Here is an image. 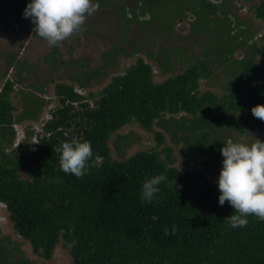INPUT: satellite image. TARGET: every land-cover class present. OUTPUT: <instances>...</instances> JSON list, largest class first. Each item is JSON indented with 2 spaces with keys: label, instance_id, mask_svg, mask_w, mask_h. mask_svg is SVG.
Returning a JSON list of instances; mask_svg holds the SVG:
<instances>
[{
  "label": "trees",
  "instance_id": "obj_1",
  "mask_svg": "<svg viewBox=\"0 0 264 264\" xmlns=\"http://www.w3.org/2000/svg\"><path fill=\"white\" fill-rule=\"evenodd\" d=\"M246 1L254 16L264 21V0L257 4ZM27 4V0H0V21L10 18L22 24L31 20L23 16ZM188 13L195 16L191 27L197 13L185 9L182 16ZM230 22L232 29L236 22ZM259 49L260 63L242 60L244 69L220 96L198 89L199 80L210 74L203 61L154 82L150 64L137 57L123 74L113 76L92 102L75 93L74 86L56 83L57 104L48 111L39 141L16 157L0 151V202L5 204L17 233L45 259L51 257L62 236L71 244V264H264V221L248 216L247 227H231L227 217L236 214L235 209L227 201L223 206L219 204L218 184L201 170L180 173L173 165L171 146L138 150L118 161L110 159L106 143L112 133L132 119L147 131L157 124L173 131V142L182 141L185 161L204 165L210 136H217L216 126L242 130L255 118L252 107L264 104V80L260 81L264 74V44ZM171 53L159 59L161 73L169 70ZM116 54L113 51V56ZM14 57L9 55L8 66ZM16 83L6 78L0 87V135L10 129V143L14 136V106L9 93ZM87 83L88 78L80 82ZM40 89L36 108L30 110L26 105L17 121L37 117L44 105V88ZM165 112H183L180 115L184 116L165 119ZM230 112L233 115H228ZM257 124L254 121L251 126ZM261 127L256 129H264ZM179 132L182 134L177 137ZM155 135L161 144L162 134ZM73 138L92 145V157L81 178L62 171L60 153L56 151L62 142ZM123 139L126 137L117 136L116 142L126 149L128 142L123 143ZM221 139L222 148L225 140ZM195 153L198 155L192 157ZM160 156L165 159L161 161ZM96 157L101 160L95 165L92 163ZM24 170L27 178L21 177ZM161 173L166 179L159 185L160 191L151 203L142 201V183ZM6 242L10 240L6 238ZM12 248L0 241V258L5 259L0 264H36L21 257L13 262Z\"/></svg>",
  "mask_w": 264,
  "mask_h": 264
},
{
  "label": "rangeland",
  "instance_id": "obj_2",
  "mask_svg": "<svg viewBox=\"0 0 264 264\" xmlns=\"http://www.w3.org/2000/svg\"><path fill=\"white\" fill-rule=\"evenodd\" d=\"M27 1L30 3V0ZM93 2L99 3V10L87 18L84 30L55 47L50 46L45 39L33 31L35 25L31 20H26L22 24H18L10 18L0 21V87L6 78H12L17 82L9 93V100L14 106L13 123H19L24 128V135L17 146L13 145L16 139V130L13 125H11L14 133L13 142H9L10 129L6 135H0V151L3 153L16 157L22 154V150L25 151L28 146L36 144L32 139L34 128L45 121L49 109L57 104L54 85L58 82L83 86L85 91L83 99L92 102L98 97L100 91L111 82L113 76L123 74L130 65L135 63L137 57H141L150 64L154 82H160L195 63L194 54L198 48L196 45L192 46L189 27H186L185 24L178 25V23H183V19H181L183 11L192 9L189 0H93ZM253 2L257 4L258 0H253ZM238 13L242 17L247 16V20L254 17L252 6L246 12L238 10ZM235 26L231 29L233 33L239 27L237 24ZM213 28V26L209 27L210 34L215 31ZM224 37L226 40L224 43L230 44L232 40H229L228 33L224 34ZM253 41L256 40L253 39L250 42L253 43ZM261 41H263L262 37L255 42L256 47L252 51L256 63L262 58V53L257 48ZM133 50L139 51V53L133 55L131 54ZM148 50L160 53L162 57L169 52L175 53L174 67L166 73H161L157 64L147 57ZM182 50L188 53L189 64H183ZM53 51L54 55H52ZM113 51L117 53L116 56H113ZM222 51L225 52V49L223 48ZM10 54L15 55V61L13 60V64L8 66L7 60ZM238 55L240 54H235V56L233 54L234 57ZM237 69L236 66L233 67L228 72V78L200 79L199 91L210 90L218 96L226 93L229 83L235 82L232 81L235 80L232 75L237 72ZM242 69H244L243 64L240 70ZM86 78H88L87 85L80 84ZM263 80L264 74L260 81ZM40 88H44L42 91L44 105L38 110L37 117L17 121L16 117L24 112L26 105L30 110L36 108L35 105L39 102L37 96L41 94ZM182 113L174 115L183 117L184 115H180ZM246 113L244 116H247ZM211 114L215 115V113ZM169 115L172 116L171 113H164L165 118ZM228 115H233V113L230 112ZM234 116L235 119H240L239 115L234 114ZM173 118L175 117L173 116ZM210 120L212 121L211 118ZM36 121L38 123H35ZM254 121H257L258 124L252 127ZM257 127L264 128V121L256 117L250 119L242 130L216 126L217 136H210L209 152L204 155L207 162L200 166L185 161L186 159L184 160L182 157L184 152H181V148L178 149V143L173 142L169 132H164L157 124L153 125L151 131H147L132 119L112 133L106 143L110 148V159L118 161L125 160L138 150H155L162 146L172 145L171 156L175 158L173 165L179 169L180 173L187 170L197 171V167H201V171H204L207 178L218 184V177L222 169L220 162L222 158L224 159L223 156L218 158L222 145L221 138L225 142L232 139L234 142L251 143L255 138L264 141V138L254 134ZM160 131L165 135H162V145L159 144V146L155 133ZM41 134H43L42 130L39 131L38 138L41 137ZM117 136L126 137L123 139V143L128 142L126 149L119 146L121 143L117 144ZM197 155L195 153L192 157ZM100 160V157H96L92 164H99ZM21 177L27 178L25 170L21 171ZM3 205L0 206V241L7 244L9 248L13 247L11 250L15 254L13 262L16 258L21 257L22 260L36 264H71L72 259L69 253L71 244L65 241L62 236L49 259L34 253L29 240L22 238L13 227L6 206ZM6 238L10 240V243L6 242ZM0 261H5L3 256Z\"/></svg>",
  "mask_w": 264,
  "mask_h": 264
},
{
  "label": "clouds",
  "instance_id": "obj_3",
  "mask_svg": "<svg viewBox=\"0 0 264 264\" xmlns=\"http://www.w3.org/2000/svg\"><path fill=\"white\" fill-rule=\"evenodd\" d=\"M99 10L93 0H30L23 16L35 25L33 31L50 46H59L63 41L84 30L89 16ZM257 119L264 121V104L251 109ZM220 149L222 169L218 177L219 204L227 201L236 214L227 217L231 227H247L248 216L264 221V141L234 142L228 139ZM56 151L60 153L59 164L63 172L77 178L83 177L87 162L92 157L89 141L73 138L62 142ZM159 159L163 161L164 156ZM166 179L163 173L146 178L141 186V200L151 203L160 191L159 185ZM176 231L173 226L172 232ZM165 234H169L165 229Z\"/></svg>",
  "mask_w": 264,
  "mask_h": 264
},
{
  "label": "crops",
  "instance_id": "obj_4",
  "mask_svg": "<svg viewBox=\"0 0 264 264\" xmlns=\"http://www.w3.org/2000/svg\"><path fill=\"white\" fill-rule=\"evenodd\" d=\"M189 1L191 2L192 10L196 11L197 13L196 21L194 22V24H192L191 27H189V33H190L189 37L190 39H192V46L196 45L198 48L197 49L198 51L196 52V54H194L195 63L192 65H198L202 61L208 65L210 74L208 75L207 78H203L206 80L207 79L210 80L216 77L228 78L229 76L228 72L233 67L236 66L238 68L236 70L237 72H235L234 75H232L235 79L239 75V72L241 71L240 70L241 61L249 60V59L254 60L252 56V51L254 50V47H256L255 42L259 40V38L257 39L255 37L259 32L262 31L264 32V21L256 18L255 16L253 18L252 17L249 18L248 20H247V16L242 17L238 13V10L234 5L233 0H224L219 5H212L207 0H189ZM230 20L235 21L236 24L239 26L238 30H236L235 33L231 31ZM210 26L214 27L213 31L214 30L215 31L213 32V34H210L208 31ZM256 29L257 31H255ZM226 33H228L229 35V40H232L230 44L224 43L226 41L224 34ZM239 34L241 35V38L239 37L238 39ZM253 39L256 41L255 42L253 41V43H251L250 41ZM262 39L263 41H261V44L257 45L258 49L261 45L264 44V37H262ZM223 48L225 49V52L222 51ZM137 53H139V51ZM233 54L234 56L235 54L236 55L240 54V55L234 57ZM146 55L148 58H150V60L155 62L159 70L162 71V69L158 64L159 59H162L161 54L148 50V53H146ZM175 57H176L175 53H171V55L169 56L168 59L170 62L169 70L172 69L174 67V63H176ZM182 57H184L183 64H189L188 53L185 50H182ZM260 61L256 63V60H254L255 64L260 63ZM169 70H167L166 72H168ZM170 116L171 115H169V117ZM172 116L175 117L173 118V120L181 117V116H176L174 114H172ZM165 119H168V117H166ZM163 124L166 125V123ZM161 128L163 129L164 132H169L170 137L173 138V131L171 129H165L163 127ZM164 132L160 131L162 135H165ZM181 134L182 132H179L177 134V137L180 136ZM178 140L179 141H174V142L178 143V147H179L178 149L180 148L182 149L183 143L180 139ZM185 153L186 151H184L183 154ZM197 168L198 169L196 170H202L201 167H197Z\"/></svg>",
  "mask_w": 264,
  "mask_h": 264
},
{
  "label": "built area",
  "instance_id": "obj_5",
  "mask_svg": "<svg viewBox=\"0 0 264 264\" xmlns=\"http://www.w3.org/2000/svg\"><path fill=\"white\" fill-rule=\"evenodd\" d=\"M207 1H209V2L212 3V4L219 5V4H221L224 0H207ZM233 2H234L235 7L238 8L239 11H244V12H246L247 9L250 7V4H249L246 0H233ZM181 19H183V23L180 21L181 23H178V25H180V24H185L186 27H189V26H190V22H192L193 20H195V16H194L193 14L188 13L186 16H184V17L181 18ZM263 34H264V32H259L255 38L258 39V38H260L261 36H263ZM73 91H74L75 93H77L78 95H80V96L85 95L84 88H82V87H80V86H74V87H73ZM47 119H48V112H47V114H46V119H45V121H46ZM45 121H44V122H45ZM44 122H42L41 124H38V127H37V128H34L33 138H32V139H33V141H34L35 143H37V142L39 141V138H40V137L38 138V136H39V131L42 130V132H43L42 127H43ZM35 123H38V121H36ZM12 125L14 126V129L16 130V139H15V141L13 142V145H16V146H17L18 143H19V141H20V139H21V137L24 135V128L21 126V124L16 123V122L12 123ZM254 134H255L256 136H259V137L264 138V129H263V130H262V129H256L255 132H254ZM42 135H43V134H41V137H42ZM37 138H38V139H37ZM222 166H223V164L221 163V167H222ZM0 203H2V202H0ZM3 204H4V203L0 204V206L3 205ZM3 206H5V204H4Z\"/></svg>",
  "mask_w": 264,
  "mask_h": 264
}]
</instances>
